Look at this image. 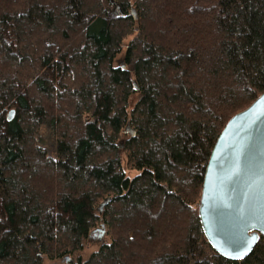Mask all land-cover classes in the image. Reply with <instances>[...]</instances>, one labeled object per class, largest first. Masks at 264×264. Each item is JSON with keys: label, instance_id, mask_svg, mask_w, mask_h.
Masks as SVG:
<instances>
[{"label": "trees", "instance_id": "1", "mask_svg": "<svg viewBox=\"0 0 264 264\" xmlns=\"http://www.w3.org/2000/svg\"><path fill=\"white\" fill-rule=\"evenodd\" d=\"M262 93L264 0H0V264H264L263 236L231 260L199 217L217 139Z\"/></svg>", "mask_w": 264, "mask_h": 264}, {"label": "water", "instance_id": "2", "mask_svg": "<svg viewBox=\"0 0 264 264\" xmlns=\"http://www.w3.org/2000/svg\"><path fill=\"white\" fill-rule=\"evenodd\" d=\"M128 15L138 18L134 10ZM199 217L212 247L231 260L246 258L264 237V93L235 114L217 139Z\"/></svg>", "mask_w": 264, "mask_h": 264}, {"label": "rangeland", "instance_id": "3", "mask_svg": "<svg viewBox=\"0 0 264 264\" xmlns=\"http://www.w3.org/2000/svg\"><path fill=\"white\" fill-rule=\"evenodd\" d=\"M131 37L126 38L125 45L128 44ZM126 50L124 49L120 53L115 61L116 65H125L128 68H132L135 61L131 60L127 65L124 62ZM135 97L132 98L131 105L134 104ZM39 145L44 148L51 157L57 155V145L54 135V124L51 122L46 123L37 135ZM137 171H128V176L133 177ZM111 237L104 233V227L98 226L95 231L90 232L89 237L85 241L84 248L81 251V255L84 259H87L93 252L99 249L103 244L110 243ZM66 260H45L44 264H68Z\"/></svg>", "mask_w": 264, "mask_h": 264}, {"label": "snow or ice", "instance_id": "4", "mask_svg": "<svg viewBox=\"0 0 264 264\" xmlns=\"http://www.w3.org/2000/svg\"><path fill=\"white\" fill-rule=\"evenodd\" d=\"M132 239H134V237H131Z\"/></svg>", "mask_w": 264, "mask_h": 264}]
</instances>
